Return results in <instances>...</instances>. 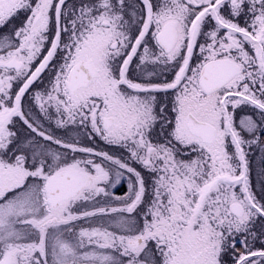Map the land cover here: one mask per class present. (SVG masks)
<instances>
[{
    "label": "snow or ice",
    "instance_id": "6c2138e0",
    "mask_svg": "<svg viewBox=\"0 0 264 264\" xmlns=\"http://www.w3.org/2000/svg\"><path fill=\"white\" fill-rule=\"evenodd\" d=\"M254 146L264 0H0V264H264Z\"/></svg>",
    "mask_w": 264,
    "mask_h": 264
},
{
    "label": "rangeland",
    "instance_id": "374dc122",
    "mask_svg": "<svg viewBox=\"0 0 264 264\" xmlns=\"http://www.w3.org/2000/svg\"><path fill=\"white\" fill-rule=\"evenodd\" d=\"M44 81H48L49 79V74L48 72L46 71L44 77H43ZM43 85H40L39 87H37V89H43ZM27 99V97H26ZM33 111H37L35 108L33 109ZM47 123V122H46ZM51 129L56 133V135L58 136H61V137H64V136H69V137H72V138H79L81 140L82 143H87V144H90L91 142L88 141L86 139V137H84L80 132L79 130L75 129V128H72L68 131H65V130H59V129H55V125L52 124L51 125ZM93 147H96L98 149H102V150H106V151H112L114 153H116V150L115 149H110L109 146L105 145L102 141L99 140V138L97 137L96 138V143L94 145H91ZM118 154V153H117ZM136 166V165H135ZM140 170V169H138ZM120 189V187L118 186L117 189H114L113 191L116 193L118 192ZM103 199L104 198H101V202H102V205H103ZM113 215H116V214H113ZM82 223V222H80ZM105 223H107V220H105Z\"/></svg>",
    "mask_w": 264,
    "mask_h": 264
},
{
    "label": "flooded vegetation",
    "instance_id": "af4514ba",
    "mask_svg": "<svg viewBox=\"0 0 264 264\" xmlns=\"http://www.w3.org/2000/svg\"><path fill=\"white\" fill-rule=\"evenodd\" d=\"M6 31H10V29H7ZM134 64H135V61H134ZM46 73V72H45ZM45 73L43 74V77L45 75ZM130 75H132V77L135 79L138 75V73L136 72L135 68H134V65L133 67L130 69ZM44 84H47L46 81H44ZM44 84H40V83H37L36 85H34L35 88L39 87L40 85H43ZM135 166V165H134ZM135 167H137L139 169V166L136 165ZM120 187V186H119ZM121 190H119L118 192H116V195H122L125 191H126V184H123L121 187H120ZM113 204H116L117 202L116 201H112ZM117 215V214H116Z\"/></svg>",
    "mask_w": 264,
    "mask_h": 264
},
{
    "label": "trees",
    "instance_id": "16d2710c",
    "mask_svg": "<svg viewBox=\"0 0 264 264\" xmlns=\"http://www.w3.org/2000/svg\"><path fill=\"white\" fill-rule=\"evenodd\" d=\"M121 186H122V185H121ZM121 186H120V187H121Z\"/></svg>",
    "mask_w": 264,
    "mask_h": 264
}]
</instances>
